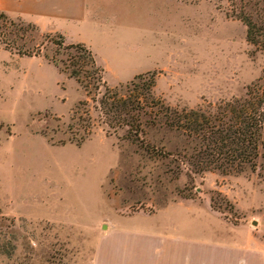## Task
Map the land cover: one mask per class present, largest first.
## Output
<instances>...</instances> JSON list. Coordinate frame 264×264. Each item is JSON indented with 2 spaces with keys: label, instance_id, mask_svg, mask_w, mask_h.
Listing matches in <instances>:
<instances>
[{
  "label": "rangeland",
  "instance_id": "374dc122",
  "mask_svg": "<svg viewBox=\"0 0 264 264\" xmlns=\"http://www.w3.org/2000/svg\"><path fill=\"white\" fill-rule=\"evenodd\" d=\"M89 6L115 26L106 43L82 37L111 88L153 72L168 105L207 113L250 88L264 93V40L249 41L228 0ZM29 24L0 16V264H91L98 246L202 239L238 245L239 264H264V159L255 171L194 174L187 160L199 141L164 129H150L148 140L172 155L151 158L124 131L110 134L86 90L52 62L68 55L50 42L57 32ZM70 38L66 45L77 43ZM85 112L90 135L79 120ZM74 134L85 138L80 146Z\"/></svg>",
  "mask_w": 264,
  "mask_h": 264
},
{
  "label": "trees",
  "instance_id": "16d2710c",
  "mask_svg": "<svg viewBox=\"0 0 264 264\" xmlns=\"http://www.w3.org/2000/svg\"><path fill=\"white\" fill-rule=\"evenodd\" d=\"M228 2L231 7L228 15L241 20L248 27L249 41L259 44L260 40H264V0ZM0 16L8 19L3 12ZM29 26L37 29L34 24L30 23ZM49 39L58 49L68 52L66 61L59 63L53 58L52 62L86 90L109 133L124 131L123 138L137 145L151 158L172 155L166 151L165 145L158 147L148 140L150 129H164L199 141V147L194 148V156L187 160L194 174L215 171L240 174L248 168L255 171L258 159H264V93L258 89L250 88L246 98L226 102L215 113H207L201 108H173L155 93L156 73L139 74L130 83L111 88L104 81L105 69L98 64L96 55L86 44L66 45L65 36L61 33ZM32 51L39 54L40 47L32 50L22 47L20 54ZM101 88H104V92H100ZM94 91L95 96L91 94ZM88 103L84 101L81 104L85 106ZM85 114L87 118L81 115L79 120L86 122L85 131L90 135L94 120L89 112ZM76 135L70 141L80 146L85 138L77 140Z\"/></svg>",
  "mask_w": 264,
  "mask_h": 264
},
{
  "label": "crops",
  "instance_id": "0c3cea01",
  "mask_svg": "<svg viewBox=\"0 0 264 264\" xmlns=\"http://www.w3.org/2000/svg\"><path fill=\"white\" fill-rule=\"evenodd\" d=\"M0 11L71 40L74 36L69 33L74 30L78 36L73 41L84 43L95 52L92 42L82 37L102 39L106 43L115 31L109 19H101L90 10L89 0H0ZM119 48L120 44L116 43L111 49L115 57L121 54ZM200 241L196 245L98 246L91 264H239L238 245Z\"/></svg>",
  "mask_w": 264,
  "mask_h": 264
}]
</instances>
